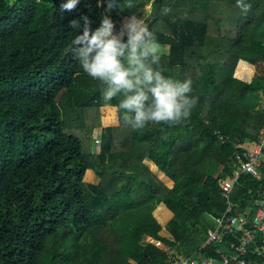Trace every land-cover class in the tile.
I'll return each instance as SVG.
<instances>
[{"label": "trees", "instance_id": "16d2710c", "mask_svg": "<svg viewBox=\"0 0 264 264\" xmlns=\"http://www.w3.org/2000/svg\"><path fill=\"white\" fill-rule=\"evenodd\" d=\"M222 1L132 0L128 8L117 0L123 11L108 13L119 29L125 17L149 10L144 23L168 47L163 74L193 80L189 119L139 132L120 119L115 106L123 97L106 103L104 85L69 50L81 17L95 30L107 0L102 7L79 0L64 13L66 0H0V264H174L199 250L213 226L207 214L226 208L220 179L243 152L237 144L254 141L264 122L256 108L264 91V0H245L247 13L224 0L223 29L214 15ZM73 19L81 29L70 27ZM93 109L101 118L91 128H104L100 149L88 152L72 129L85 127ZM263 189L264 163L260 177L239 176L237 208L255 212ZM221 248L210 254L225 258L231 250ZM246 258L264 264L263 236Z\"/></svg>", "mask_w": 264, "mask_h": 264}, {"label": "clouds", "instance_id": "9594fccd", "mask_svg": "<svg viewBox=\"0 0 264 264\" xmlns=\"http://www.w3.org/2000/svg\"><path fill=\"white\" fill-rule=\"evenodd\" d=\"M78 4L79 0H66L60 4V12L75 11ZM236 4L244 13L251 10L245 0H236ZM97 6L102 7V0H97ZM125 6L132 8V0H126ZM114 7L123 11L117 0H107L95 30L87 15L81 17L83 30L72 40L70 52L88 76L104 85L102 98L106 103L123 97L115 107L122 122L133 131L186 121L197 104V98L191 96L192 78L165 76L160 69L161 50L155 34L136 15L125 17L117 29L108 15ZM169 11L165 7L162 13ZM70 27L81 29L80 21L71 20Z\"/></svg>", "mask_w": 264, "mask_h": 264}, {"label": "built area", "instance_id": "2783aa9c", "mask_svg": "<svg viewBox=\"0 0 264 264\" xmlns=\"http://www.w3.org/2000/svg\"><path fill=\"white\" fill-rule=\"evenodd\" d=\"M101 144V137L96 135ZM243 152L235 154L233 171L220 179L221 195L225 200L226 208L223 211L210 213L213 217V226L208 228L207 238L198 251L179 258L174 264H248L246 255L249 245L258 236L264 237V189L255 201V212L250 207L237 212V205L233 199L235 184L242 173L261 176V166L264 163V122L254 141H244L237 144ZM229 235H239V242L226 241ZM147 239V238H146ZM150 240V236L147 239ZM221 245L231 250L225 258L211 255V249L222 253Z\"/></svg>", "mask_w": 264, "mask_h": 264}, {"label": "rangeland", "instance_id": "374dc122", "mask_svg": "<svg viewBox=\"0 0 264 264\" xmlns=\"http://www.w3.org/2000/svg\"><path fill=\"white\" fill-rule=\"evenodd\" d=\"M225 1L223 0L222 2H219L221 5L220 9H216L214 11V15H216L217 17H221L222 19V23H221V28L223 29L224 27L228 26L227 21H225V19H227L226 17H228V14L230 13V9H226L225 6ZM223 8V9H222ZM149 10H144L141 9L140 12H138L137 14H135L138 18L142 19L143 21L146 20V18L149 16ZM210 27H211V32L212 34L216 33V30L218 28L217 23L216 22H212L210 23ZM159 46H160V50H161V55L166 54L168 51V47L161 43L158 42ZM257 104H256V108L257 109H261L264 110V91H258L257 92ZM105 111V112H104ZM102 111L103 115H105V118L103 119L105 124H107L108 122V117L109 114L107 113L108 111L104 110ZM100 111H97L96 109H93L92 111H90V113L92 114L93 118L88 116V118L86 119V123L87 125L83 128H73L72 130L74 132H76L78 135H80V137L83 140V145H84V149L87 150L88 152H96V150L100 149L101 145L100 142H98L96 140V135L101 134L102 130L104 128V126H94L91 128L92 124H95L97 121L94 120V116H96L97 118H101L100 117ZM89 126V127H88ZM212 225L213 222L211 221ZM149 238V236L147 237V239ZM163 246V245H162Z\"/></svg>", "mask_w": 264, "mask_h": 264}, {"label": "crops", "instance_id": "0c3cea01", "mask_svg": "<svg viewBox=\"0 0 264 264\" xmlns=\"http://www.w3.org/2000/svg\"><path fill=\"white\" fill-rule=\"evenodd\" d=\"M140 11H141V10H140ZM140 11H139V12H140ZM147 163H148V165H149L152 169L154 168V163H153L152 161L147 160ZM221 169H222V166H221L220 164H218V163H215V162H214V163L211 165V167H210V170H211V171L213 172V174H215V175H218V174L220 173ZM207 219H208L210 222L212 221V222L214 223L213 217L210 216V213L207 214ZM150 240H151L152 242H154L156 245L168 249V247H166V246L164 245V243H162L161 241H159V240H157V239H155V238H153V237H151V236H150ZM162 245H163V246H162Z\"/></svg>", "mask_w": 264, "mask_h": 264}, {"label": "water", "instance_id": "95a60500", "mask_svg": "<svg viewBox=\"0 0 264 264\" xmlns=\"http://www.w3.org/2000/svg\"><path fill=\"white\" fill-rule=\"evenodd\" d=\"M237 212H240V208H237Z\"/></svg>", "mask_w": 264, "mask_h": 264}]
</instances>
